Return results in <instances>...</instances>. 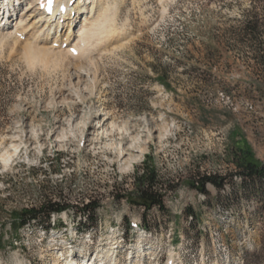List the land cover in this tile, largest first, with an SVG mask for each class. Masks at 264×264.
<instances>
[{
  "label": "rangeland",
  "instance_id": "rangeland-1",
  "mask_svg": "<svg viewBox=\"0 0 264 264\" xmlns=\"http://www.w3.org/2000/svg\"><path fill=\"white\" fill-rule=\"evenodd\" d=\"M103 3L117 5L111 18L124 35L88 57H39L31 44L40 61L30 44L0 40V152L16 149L0 163V264H264V208L240 194L232 161L246 148L264 162V73L228 34L250 0ZM99 111L114 123L111 136L82 142ZM116 143L132 148V164L119 161ZM145 157L173 188L168 213L148 212L150 230L125 241L114 224L137 225L142 210L117 197L133 189ZM197 175L227 183L203 195L189 187ZM47 201L69 206L48 230L11 225L13 213ZM89 201L99 206L91 226L80 215Z\"/></svg>",
  "mask_w": 264,
  "mask_h": 264
},
{
  "label": "bare ground",
  "instance_id": "bare-ground-1",
  "mask_svg": "<svg viewBox=\"0 0 264 264\" xmlns=\"http://www.w3.org/2000/svg\"><path fill=\"white\" fill-rule=\"evenodd\" d=\"M103 1L104 0H55V11L50 17L44 16L43 12L40 10V5H45V0H9L10 4H8V6L5 5V3H1L0 23L4 22V24H0V40L12 39L16 42L21 41L26 47L30 44V49H33V52L34 50L36 52L37 48L34 49L31 47L34 44L40 45L39 50H41L42 53L39 52V57L41 54L44 56L51 53L68 55L67 57L76 56L77 58L79 56H87L89 51L96 46L102 45V43L105 42L117 40L124 35V29L113 24L114 19L111 18L112 15L115 14V6L117 5L111 6L109 4H104ZM15 3L18 4V7L23 5L19 11L18 9L14 10ZM60 8H64V14L58 12ZM82 16V20L78 21ZM59 29H61L60 33L64 29L67 30L63 39H61V35L59 36ZM19 36H22L23 39H20ZM27 49L26 52L31 51L29 48ZM71 50L76 53L72 54ZM32 53L31 56L34 54ZM37 53L38 52L34 54L36 57ZM26 55L29 56L30 53H26ZM31 56H29V58ZM36 57L33 56L30 59L33 61ZM88 119L89 120L83 127V134L80 138L82 142L92 144L97 140L96 136L99 134H109V136H111L110 127H112L114 123L108 113L99 111ZM79 124L80 122L77 120L75 126ZM114 148L119 153V161L123 164L130 165L137 158V156L131 154V147H124L121 144L116 143ZM15 150L16 149L13 148L12 152H10L5 148L3 152H0V163L7 165L12 159ZM134 152L137 153L139 151L134 150ZM145 255L146 253H143V256ZM131 263L132 261L130 264ZM64 264H76V262L73 260L68 261L66 259ZM168 264H172V261Z\"/></svg>",
  "mask_w": 264,
  "mask_h": 264
},
{
  "label": "trees",
  "instance_id": "trees-1",
  "mask_svg": "<svg viewBox=\"0 0 264 264\" xmlns=\"http://www.w3.org/2000/svg\"><path fill=\"white\" fill-rule=\"evenodd\" d=\"M235 23V27L228 30L233 46H245L250 52L249 58L253 61L254 66L264 73V0H250L249 8L235 20ZM161 76L165 77L164 75ZM254 87H257V85H254ZM232 159L236 170L235 175L240 179V194L254 199L258 205L257 210L260 212L264 208V162L257 161L253 153L246 148L233 151ZM132 180L133 189L118 196L117 199L124 200L130 207L142 210L138 221L139 228L147 232L150 228L146 224V214L152 210L167 214L165 197L168 192L173 191V188L161 179L148 157H145L141 170L134 173ZM226 181L227 176L197 175L191 180L189 187L203 195H207V185H211L217 191H220L224 188ZM68 207L67 204L60 202H43L37 208L23 209L20 212L13 213L14 220L11 225L20 229L31 222L42 223L45 224V230H48L51 216L58 215L67 210ZM98 207L92 201L82 206L80 215L83 216L85 223L87 222L90 226L95 224L94 214ZM184 214L189 219H194L195 214L191 209L186 208ZM122 221L123 234L128 238L131 229L130 221L125 217Z\"/></svg>",
  "mask_w": 264,
  "mask_h": 264
}]
</instances>
